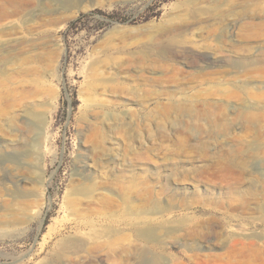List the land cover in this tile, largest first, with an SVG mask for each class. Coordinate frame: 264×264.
<instances>
[{
	"label": "rangeland",
	"instance_id": "374dc122",
	"mask_svg": "<svg viewBox=\"0 0 264 264\" xmlns=\"http://www.w3.org/2000/svg\"><path fill=\"white\" fill-rule=\"evenodd\" d=\"M153 262L264 264V0H0V264Z\"/></svg>",
	"mask_w": 264,
	"mask_h": 264
},
{
	"label": "bare ground",
	"instance_id": "6f19581e",
	"mask_svg": "<svg viewBox=\"0 0 264 264\" xmlns=\"http://www.w3.org/2000/svg\"><path fill=\"white\" fill-rule=\"evenodd\" d=\"M85 247H87V248H85ZM85 247H84V249H86V250H87V249H91L90 246H85ZM84 249H83V250H84ZM152 264H156V262H153Z\"/></svg>",
	"mask_w": 264,
	"mask_h": 264
}]
</instances>
